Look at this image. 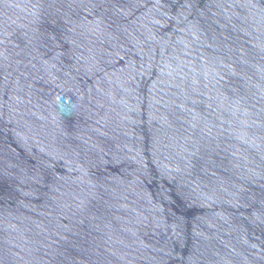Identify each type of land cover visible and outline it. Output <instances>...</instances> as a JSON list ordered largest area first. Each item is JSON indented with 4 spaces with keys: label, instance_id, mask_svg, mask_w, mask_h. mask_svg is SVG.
I'll list each match as a JSON object with an SVG mask.
<instances>
[{
    "label": "water",
    "instance_id": "95a60500",
    "mask_svg": "<svg viewBox=\"0 0 264 264\" xmlns=\"http://www.w3.org/2000/svg\"><path fill=\"white\" fill-rule=\"evenodd\" d=\"M0 264H264V0H0Z\"/></svg>",
    "mask_w": 264,
    "mask_h": 264
}]
</instances>
